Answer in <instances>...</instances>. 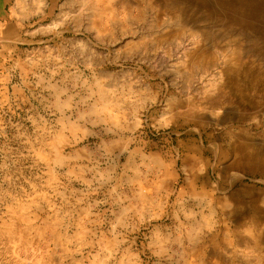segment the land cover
I'll return each mask as SVG.
<instances>
[{
	"label": "rangeland",
	"instance_id": "374dc122",
	"mask_svg": "<svg viewBox=\"0 0 264 264\" xmlns=\"http://www.w3.org/2000/svg\"><path fill=\"white\" fill-rule=\"evenodd\" d=\"M30 1L6 23L13 37L0 53V252L15 211L32 225L19 260L39 264L57 246L45 225L57 214L62 263L82 264L89 236L80 240L78 222L92 210L97 231L118 237L109 264H121V249L130 264H264V205L251 220L237 194L252 176L233 184L246 170L225 166L240 131L264 142L259 17L222 12L217 0L187 10L173 0ZM182 116L204 121L177 124ZM6 255L0 264H13Z\"/></svg>",
	"mask_w": 264,
	"mask_h": 264
},
{
	"label": "bare ground",
	"instance_id": "6f19581e",
	"mask_svg": "<svg viewBox=\"0 0 264 264\" xmlns=\"http://www.w3.org/2000/svg\"><path fill=\"white\" fill-rule=\"evenodd\" d=\"M189 1L190 0H173L171 4V8L178 10L179 8L187 10L189 9ZM217 2L225 8L222 12H227L228 14L235 15V14H243V15H254L258 16L260 19L261 24H259L260 27L264 28V0H217ZM17 4H19L25 11H26V1L25 0H17ZM191 6V5H190ZM226 24H229V30H237L239 28L238 24L239 20L234 19L230 17H223L222 18ZM222 22V21H221ZM223 23V22H222ZM263 46H264V36H263ZM260 74V73H259ZM226 116H222L221 120H225ZM204 118L201 116H193L192 118L187 117H180L181 123L177 124H191L193 123H199L204 121ZM187 123V124H186ZM233 151H236L237 154L234 156L233 160H229L227 164H225L226 169H244L246 170V173H244V176L238 177L235 181H233V184H235L240 179L245 178L246 176L250 175L252 176V184L247 185L246 187H243L241 190V193H238L237 196L243 195V200H246L250 202L254 207V213L251 216V220L256 221L261 217L256 212L257 208H261L260 203L262 202L264 205V188L261 186L264 185V182H260L259 179H257V175H262L264 177V142L259 144L256 142L252 137L247 135L246 131H240L239 134L236 137V140L233 143ZM57 154H54V158L61 159L59 154L61 151L59 148H56ZM191 168L194 169L193 165H191ZM187 171V169H185ZM201 169L198 171L200 172ZM202 171V170H201ZM198 173V172H195ZM202 171V177H205ZM201 174V173H200ZM191 175H194L191 174ZM192 178V177H191ZM189 176H185V181H188L191 179ZM258 183H261L262 185L258 186ZM232 184V185H233ZM215 194L210 195V203L212 206L216 204L222 209V212L224 214V211H226L225 206L227 203H224L222 201L215 200ZM238 202H242V198L238 197L236 198ZM216 208V207H215ZM87 216V217H86ZM95 216V212L92 210H88L86 213L82 214L80 216V221L78 222V229H77V235L80 237V240L82 242L85 239V236H89V239L85 242V245H88L89 250L88 254H86L82 260V264H109V255L113 254V251H117L118 248H120V245L118 248L116 247L118 237L115 231H112L111 233H101L100 231H97V226L93 225L92 217ZM88 218V219H87ZM46 224L49 225L50 230L52 231L53 237L56 242V247L54 249L46 248V251L50 252V255L45 256L43 260L39 264H63L62 263V255L58 253V245L65 246L68 241V232H63V226L62 224L59 225V218L57 214L49 215L45 219ZM91 222L90 226L87 224ZM32 225H26L24 223V219L17 217V212L14 211V217L12 218L11 223L7 225V227L4 230L6 241H5V248L0 252V254H8L6 256H9V260L13 264H22V262L19 260V252L17 253L16 246L19 244H26L27 240V229L31 228ZM62 230H61V229ZM67 231V229H66ZM43 230L41 231V233ZM83 236V237H82ZM235 238L238 239L240 242H244L248 237L240 232V229L235 231ZM263 239L262 235L260 234L259 237L256 238V241L258 242L259 239ZM214 239V238H213ZM243 240V241H242ZM248 242V241H245ZM98 244H105V249L103 252L97 251L93 252L94 249H97ZM122 248V246H121ZM200 252L202 254H205L206 252H210L209 248L206 250V245L201 246L199 248ZM126 251L127 249H121V264H130V258L126 259ZM255 251L259 254L263 252V250L255 248ZM210 254L214 255V252L211 251ZM72 264V263H71Z\"/></svg>",
	"mask_w": 264,
	"mask_h": 264
},
{
	"label": "crops",
	"instance_id": "0c3cea01",
	"mask_svg": "<svg viewBox=\"0 0 264 264\" xmlns=\"http://www.w3.org/2000/svg\"><path fill=\"white\" fill-rule=\"evenodd\" d=\"M32 5L34 6V3L30 0L26 3L27 12H29ZM21 8L22 7L17 4V0H0V53L4 52L2 50L5 49V46L10 44L7 42V39L13 37L12 31L7 33L5 25L8 21L13 22L15 20L13 15L15 12L18 13ZM21 12H23V10H21Z\"/></svg>",
	"mask_w": 264,
	"mask_h": 264
}]
</instances>
